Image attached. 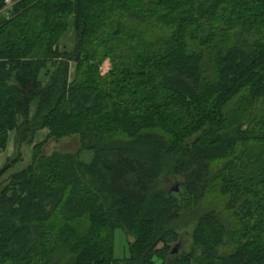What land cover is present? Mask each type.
I'll use <instances>...</instances> for the list:
<instances>
[{"label": "trees", "instance_id": "16d2710c", "mask_svg": "<svg viewBox=\"0 0 264 264\" xmlns=\"http://www.w3.org/2000/svg\"><path fill=\"white\" fill-rule=\"evenodd\" d=\"M5 1L0 154L48 136L0 169V264H264V0Z\"/></svg>", "mask_w": 264, "mask_h": 264}, {"label": "rangeland", "instance_id": "374dc122", "mask_svg": "<svg viewBox=\"0 0 264 264\" xmlns=\"http://www.w3.org/2000/svg\"><path fill=\"white\" fill-rule=\"evenodd\" d=\"M5 17H6L5 13H0V20H3ZM62 44H66L68 48L72 47L69 37L65 38L60 43V45ZM109 71H111V66L109 61L106 60L100 67V74L101 76H104ZM262 103L263 101L259 103V108L261 107ZM47 136L48 133L46 131L39 132L36 135L34 144L32 146L23 145L18 152L20 157V161H19V159L16 158L17 155L15 153L16 134L15 133L9 134L6 149L4 150V152L0 154V169L3 168H5L4 170L8 169L6 174L3 176L1 180V182L3 183L2 185H6V182H8L9 177L11 175L20 172L23 169L28 168L33 164V153L37 151V149L34 151L33 147L35 145L45 144L47 140ZM80 146H81L80 141L76 137L67 138L60 141L48 142L46 147L44 148L45 149L44 155L46 157H50L53 154L75 156V154L79 152ZM78 157H79L78 160L84 164H89L92 161V154L90 152L81 151ZM172 186L173 185H171L170 188H172ZM194 228H195V222L190 223L186 227L180 225V227L178 228L177 232L180 237L181 248L177 256H179L180 254H188L191 251L192 243H193L192 234ZM128 241L131 242L132 240L127 239L126 235L124 234L121 228H116L114 231V241H113V258L116 261H123L125 258L128 257ZM176 244L177 242L171 244L170 248L172 249ZM224 250L225 249H222L221 251ZM157 263L160 264L159 262Z\"/></svg>", "mask_w": 264, "mask_h": 264}, {"label": "water", "instance_id": "95a60500", "mask_svg": "<svg viewBox=\"0 0 264 264\" xmlns=\"http://www.w3.org/2000/svg\"><path fill=\"white\" fill-rule=\"evenodd\" d=\"M174 191L177 192L178 189L176 188ZM180 248H181V243L175 245V246L172 248L171 252H170L171 256H175V255H177L178 252H179V250H180Z\"/></svg>", "mask_w": 264, "mask_h": 264}, {"label": "built area", "instance_id": "2783aa9c", "mask_svg": "<svg viewBox=\"0 0 264 264\" xmlns=\"http://www.w3.org/2000/svg\"><path fill=\"white\" fill-rule=\"evenodd\" d=\"M5 4H6V8H9L11 6V1L10 0H6ZM5 12H6V9L4 10V13Z\"/></svg>", "mask_w": 264, "mask_h": 264}]
</instances>
